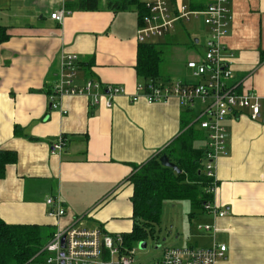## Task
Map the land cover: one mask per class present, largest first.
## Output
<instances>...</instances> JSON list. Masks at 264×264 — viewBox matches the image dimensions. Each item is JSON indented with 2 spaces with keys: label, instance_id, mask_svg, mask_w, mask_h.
Instances as JSON below:
<instances>
[{
  "label": "crops",
  "instance_id": "obj_1",
  "mask_svg": "<svg viewBox=\"0 0 264 264\" xmlns=\"http://www.w3.org/2000/svg\"><path fill=\"white\" fill-rule=\"evenodd\" d=\"M79 1L0 0V24L10 36L0 45V149L16 154L0 179V218L10 225L50 226L53 232L75 223L126 234L134 222L129 180L134 171L174 147L189 127L196 134L194 149L205 150V135L192 124L197 110H184L175 99L131 101L137 85L147 80L136 72L137 4L147 0H133L125 10L97 0L93 11L76 9ZM168 2L173 13L185 7L199 14L151 42L161 62L164 48L173 51L163 74L160 62V79L189 81L186 63L200 56L195 44H204L208 33L200 14L207 0ZM227 2L230 21L223 43L225 54H232L233 82L238 93L264 100V0ZM57 11L63 13L60 23L50 18ZM70 54L79 62L76 85L92 80L124 89L111 108L92 107L85 96H64L60 110L50 109L51 85L61 58ZM224 127L226 144L214 163L213 205L226 215L204 212V225L216 231L197 227L202 233L188 239L187 247L225 245L216 264H264V112L253 121L247 110L239 111ZM60 136L66 143L53 152ZM52 196L65 210L59 221L46 216L45 200Z\"/></svg>",
  "mask_w": 264,
  "mask_h": 264
},
{
  "label": "built area",
  "instance_id": "obj_2",
  "mask_svg": "<svg viewBox=\"0 0 264 264\" xmlns=\"http://www.w3.org/2000/svg\"><path fill=\"white\" fill-rule=\"evenodd\" d=\"M143 8L144 13L136 32L138 44L151 43L172 31L177 22L199 14L185 7H179L173 13L168 0H147ZM200 14L204 17L208 33L203 44L204 55L186 63L190 80H148L137 85L131 101L166 104L175 99L182 109L189 112L197 110L192 124L205 135L203 172L207 178L215 181L214 163L223 154L227 139L224 121L243 110L249 112L251 120H258L264 112V100L253 93H238L237 84L233 82L230 66L232 54H225L223 43L230 21L227 0H207L206 9ZM50 18L60 23L63 13L57 11ZM78 63L77 56L73 54L61 58L59 75L51 85L50 109L60 110L59 100L64 96H85L92 107L103 104L111 108L113 100L124 94V89L117 85L101 87L92 80H86L82 86L76 85ZM65 143L64 137H58L52 145V151L61 152ZM215 190L216 186H212L207 193L213 196ZM45 204L49 219L59 221L65 215L59 197H47ZM204 210L214 218L226 215V211L218 209L213 202L205 203ZM78 225L74 223L55 229L41 251L44 255L43 264L133 263L135 250L124 247L122 234L112 235L100 228ZM198 229L216 231L211 225L198 226ZM225 252V245L214 243L208 248L164 249L154 264H216L224 258Z\"/></svg>",
  "mask_w": 264,
  "mask_h": 264
},
{
  "label": "trees",
  "instance_id": "obj_3",
  "mask_svg": "<svg viewBox=\"0 0 264 264\" xmlns=\"http://www.w3.org/2000/svg\"><path fill=\"white\" fill-rule=\"evenodd\" d=\"M133 0L115 2L109 0L110 7L126 9ZM76 9L93 11L97 0H80ZM140 20L144 13L143 4H137ZM10 38L7 28L0 24V45ZM161 52L154 44H139L136 72L148 80L160 79L159 68ZM264 62V52H260V63ZM196 134L189 127L174 147L160 152L157 156L138 167L129 178L132 185L130 198L133 212L131 232L122 234L125 248H132L134 242H145L153 236L155 226L160 223L162 206L165 201H188L194 210H204L205 203L213 202L208 194L217 183L207 178L203 172L205 150L194 149ZM165 155L180 170L176 173L163 167L159 158ZM16 162V154L0 149V179L5 175L7 165ZM53 234L50 226L10 225L0 218V264H37L43 263L42 249Z\"/></svg>",
  "mask_w": 264,
  "mask_h": 264
},
{
  "label": "rangeland",
  "instance_id": "obj_4",
  "mask_svg": "<svg viewBox=\"0 0 264 264\" xmlns=\"http://www.w3.org/2000/svg\"><path fill=\"white\" fill-rule=\"evenodd\" d=\"M195 48L200 56L204 55L205 49L202 41L195 44ZM162 51L161 74L170 68V60L173 56V51L169 49L164 48ZM161 79L166 80L165 78ZM168 80L176 81L179 79L171 76ZM194 146L200 149L203 148V144L197 141ZM203 214V210H194L188 201H165L162 206L160 223L155 226L153 236H149L143 242L144 244L139 242L132 244V248L135 250L132 264H154L162 255L164 249L187 248V240H192L195 235L202 233L198 231L197 227L204 226ZM140 245H144L145 248L141 249Z\"/></svg>",
  "mask_w": 264,
  "mask_h": 264
},
{
  "label": "water",
  "instance_id": "obj_5",
  "mask_svg": "<svg viewBox=\"0 0 264 264\" xmlns=\"http://www.w3.org/2000/svg\"><path fill=\"white\" fill-rule=\"evenodd\" d=\"M159 162H160V164L163 166V167H168V168H171L172 170H174L176 173H179L180 172V170L178 169V167L175 165V164H173V163H171L170 161H169V159L165 156V155H163V156H161L160 158H159ZM140 244H144L143 242H141ZM141 247V249H144L145 247H144V245H140Z\"/></svg>",
  "mask_w": 264,
  "mask_h": 264
}]
</instances>
